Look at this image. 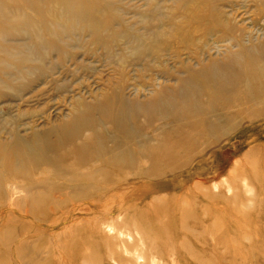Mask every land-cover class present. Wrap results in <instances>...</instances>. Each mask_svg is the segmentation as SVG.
Masks as SVG:
<instances>
[{
    "label": "rangeland",
    "instance_id": "rangeland-1",
    "mask_svg": "<svg viewBox=\"0 0 264 264\" xmlns=\"http://www.w3.org/2000/svg\"><path fill=\"white\" fill-rule=\"evenodd\" d=\"M206 1L197 11L196 0H90L86 7L103 10L101 20L112 22L102 35L114 42L105 40L98 47L88 33L65 35L52 23L43 35L54 38L58 48L35 64L18 66L0 54V143L16 131L30 140L34 131L66 122L72 106L80 104L77 99L100 101L120 74L129 86H137L150 79L144 76L145 65L169 69L176 53L186 60L190 53L224 59V24L244 30L243 43L264 44V0ZM197 13L209 14L210 20L189 23ZM213 22L218 27L211 28ZM179 30L187 35L179 37ZM7 31L0 34L5 53L26 52L35 43L26 32ZM123 31L154 41L159 58L137 56L140 45L127 43ZM231 112L234 120L226 119L221 133L212 137L218 144L201 153L186 147L175 154L171 170L161 167L149 178L114 173L112 180L90 182L100 192L62 200L55 194L58 188L77 184L57 180L44 166L17 179L19 188L35 181L48 185L40 198L23 194L11 199L0 193V264H127L123 253L134 250L154 264H264V122ZM10 185L2 187L7 191Z\"/></svg>",
    "mask_w": 264,
    "mask_h": 264
},
{
    "label": "bare ground",
    "instance_id": "bare-ground-1",
    "mask_svg": "<svg viewBox=\"0 0 264 264\" xmlns=\"http://www.w3.org/2000/svg\"><path fill=\"white\" fill-rule=\"evenodd\" d=\"M89 1L0 0V34H8L10 28L16 33L30 34L35 42L27 47L26 52L5 53L0 48V54L13 59L18 66L35 64L36 59L58 48L54 38L47 40L43 35H48L47 27L52 23L61 26L65 35L88 33L93 44L103 46L104 41L110 39L104 38L102 33L109 30L112 22L101 20L103 10L86 7ZM192 1L185 0L187 4ZM196 1L198 11L206 0ZM206 2L210 3V0ZM22 11L24 15L29 11L31 16H22ZM206 18L209 19V14L202 16L197 13L189 23L199 25ZM217 25L213 22L211 28ZM195 29L200 32L198 26ZM238 31L242 36L236 35ZM150 32L152 36L157 35L155 30ZM201 32L206 37L213 36L210 30L204 32L201 29ZM244 33L236 26L224 24L222 34L228 37L224 59L216 56L205 59L190 53L185 55L186 60L185 56L182 59L184 54L174 53V66L169 69L145 65L144 76L150 79L145 84L137 83L140 88L129 86L120 74V80L101 96L103 101L83 103V100L77 99L80 104L72 106L74 109L66 122L34 131L30 140L17 131L13 132L9 141L0 143V193L10 194L11 199L23 194L32 199L44 196L47 182L35 181L22 188L18 187L20 182L16 183L17 179L27 178L31 172L44 166L46 171L52 170L56 174L57 180L77 184L57 187L55 194L59 200L70 195L75 198L91 195L101 191L90 185L92 180H112L114 173L117 177L149 178L151 172L159 171L161 167L171 170L175 154L186 147L197 150V153L212 148L218 144L212 137L221 133L226 119L234 120L231 109H236L248 121L264 122V44L243 43V38L248 36ZM177 34L179 37L187 35L180 30ZM129 35L123 31L127 43H135V47L140 45L134 52L137 56L147 60L159 58L156 50L159 45L154 41L144 42L140 36ZM173 38L174 35L168 41ZM143 44L146 47H142ZM2 63L0 61V66ZM140 91L149 95L142 97ZM128 92H132V97L127 95ZM108 128L115 132H110ZM85 133L90 136L89 139H84ZM87 166L90 167L85 168ZM75 167H81L83 171ZM7 183L11 185L6 191L2 186ZM11 203L14 204V201ZM128 239L131 241L130 236ZM142 254L137 250L125 251L123 256L127 258H122L127 264H154L146 261Z\"/></svg>",
    "mask_w": 264,
    "mask_h": 264
}]
</instances>
